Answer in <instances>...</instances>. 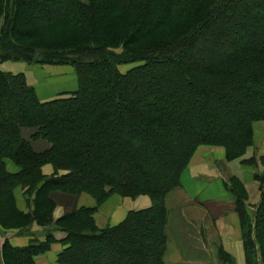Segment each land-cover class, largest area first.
I'll use <instances>...</instances> for the list:
<instances>
[{
    "label": "trees",
    "instance_id": "obj_1",
    "mask_svg": "<svg viewBox=\"0 0 264 264\" xmlns=\"http://www.w3.org/2000/svg\"><path fill=\"white\" fill-rule=\"evenodd\" d=\"M41 1L0 0V63L69 64L78 87L40 102L24 74L0 72V100L7 108L0 132V228L28 233L32 225H54L45 230L44 241L14 247L5 240L2 263L35 264V256L55 242L53 232L60 231L65 237L57 264H76L85 246L91 249L86 264H163L165 197L180 186L197 147L222 146L228 161L237 159L252 145L253 122L264 121V111L255 106L264 103V0H53L49 5L62 7L63 14L39 15L23 28L21 8ZM245 2L255 5L243 9ZM153 3L159 16L149 22ZM146 21L148 28L138 31ZM129 63L137 65L121 73L118 66ZM157 67H165L167 78H159L153 92L146 83ZM134 86H145L147 92L131 103L128 95ZM221 104L236 112L223 128L192 121L199 111ZM178 113L186 125L176 124ZM22 129L34 130L31 139L45 140L49 147L36 152ZM120 154L124 160H114ZM165 155L168 164L163 163ZM8 160L17 172L7 170ZM45 164L53 166L52 176L42 174ZM138 171L153 187L140 184ZM254 180L260 191L255 211L250 214L244 206L246 193L238 181L241 200L235 196V210L246 264H264V172ZM17 187L24 191L27 212L16 206ZM54 191L87 193L97 205L110 194L147 195L151 206L100 231L95 208H80L54 221ZM143 223L152 229L139 231ZM218 254L232 264L220 246Z\"/></svg>",
    "mask_w": 264,
    "mask_h": 264
},
{
    "label": "crops",
    "instance_id": "obj_2",
    "mask_svg": "<svg viewBox=\"0 0 264 264\" xmlns=\"http://www.w3.org/2000/svg\"><path fill=\"white\" fill-rule=\"evenodd\" d=\"M32 68L23 63L8 62L0 65L2 72L24 74L27 84L35 89L41 102L50 101L62 93H72L78 87L77 78L72 68L47 67L43 69L42 74ZM33 132L32 129H22L21 134L24 139L30 142L36 152L46 150L49 147L48 142L42 139H31ZM253 133L254 139L259 140L256 138L255 129ZM188 165L181 174L180 189L170 191L165 197L167 248L163 264H217L216 249L218 245L233 258L234 264H246L239 217L234 210L231 194L224 189V183L228 176H236L241 181L248 195L247 210L252 214L254 207L260 201L256 181L248 172L244 175L239 169L234 170L233 162H228L225 159V150L218 146H199ZM6 168L11 173L18 171V168L9 160L6 161ZM41 171L46 177L54 174L53 166L50 164L43 165ZM23 192L21 187H17L14 189V196L17 208L27 212L28 207ZM50 197L55 202L54 220L65 213H71L80 208H95L93 218L100 231L116 227L124 221L130 212L147 209L151 206L150 198L144 195L128 198L110 194L100 205H97L95 200L86 193L70 195L54 191L51 192ZM184 200L197 202L198 205L203 206L200 208L201 215L196 213V217H194L199 219L202 217L206 220L203 225L204 236L201 234L200 228L198 235L193 236L189 234L188 224L186 231L179 218H175V221L172 220L175 207ZM207 220L210 221L214 237L211 233L206 232ZM27 230L28 233L14 230L9 234L0 229V252L5 240L14 247L26 246L32 240L39 242L45 240L46 231L42 228L32 225ZM53 236L55 242L51 244L47 252L35 256V264H57L58 255L64 247L62 239L65 234L55 231ZM0 264H3L1 255Z\"/></svg>",
    "mask_w": 264,
    "mask_h": 264
},
{
    "label": "rangeland",
    "instance_id": "obj_3",
    "mask_svg": "<svg viewBox=\"0 0 264 264\" xmlns=\"http://www.w3.org/2000/svg\"><path fill=\"white\" fill-rule=\"evenodd\" d=\"M49 2L50 3L51 2L53 3V0H42L41 2H39L37 4L34 3V4H30L28 7H26V6L25 7H22L21 8V11H20V20L26 26V27H23V28L27 29V26L29 25V23H31L33 20H35L37 18V16H39V15L41 17H48V16H50L51 18H53V17H57L58 15H61V14L64 13V10L62 9V7H59L57 5L50 6L49 5L50 4ZM244 4H246V5L243 7V9H249V7H251V6L253 7L255 5V2L251 3L252 5L251 4H248L246 2ZM156 7L157 6L153 3L152 8L149 10V14H148L149 15L148 16L149 22L152 21L153 19H156L159 16V15H157L159 12L158 11H154V9ZM242 10H241V12H243ZM147 21H146V23L139 25V27L136 28V29H138V31H142V30L148 28ZM107 49L109 51H113L114 53H119L120 52V49H115V48H112V47H108ZM213 51H216V50H213ZM217 52L219 53V51H216L215 53H217ZM214 55H215L214 53H210V57H212ZM8 62H10V63H23L24 65H29V66L33 67L32 69L34 71H38V73H41V74H42V71H44L43 69H46L47 67H65L66 69L72 68L73 71H74L73 66H71L69 64H41V63H37V62L26 63V62H22V61L7 60L5 62L0 63V65L3 64V63H8ZM136 65L137 64H135V63H129V64H124V65H119L118 66V69H119V71L121 73H124V72H127L128 70H130L131 68L135 67ZM0 72H2V71H0ZM75 76H76V73H75ZM76 78H77V76H76ZM159 78H167L166 73H165V67H157V68H155V70H154V72L152 74V79L150 78L148 80L149 81V84L146 83V87L148 86L149 90H151L153 92H156L157 88H159V85H157V83H156ZM150 80H154V81L151 82ZM144 88H145V86H141V88H139V86H134V88L131 89V91H130V93L128 95L129 101L132 103L133 102V98L137 100L141 96H144L146 94V92H147L146 91L147 89H144ZM98 95L103 96V94H101V93L98 94ZM60 96H65V95H63V93H62L58 97H60ZM186 96L188 97L189 95L186 94ZM58 97H56V98H58ZM56 98H54V99H56ZM203 101H204V99H203ZM90 106H91V104L88 106V108H90ZM175 106H176V108H180V106L178 104H175ZM255 106H256V111H257V109H259L258 110L259 112H263L264 111V103H258ZM161 108L163 109V111L167 112V109L166 108L164 109L163 106ZM6 112H7V108L3 106V103L0 100V117L2 116L0 118V132H2V131L5 130V122L7 121V119L5 117V113ZM228 112H229V114L227 115ZM233 112L234 111L232 110V108L229 105H227V104H221L219 106L218 105L217 106L214 105L212 108L208 109V112H204L203 113L202 111H199V114L196 113L194 115V118H193L192 121L194 122V124H196L198 126L199 125H203V126H214V125H216V126H218L221 129L225 125H227L226 124V121L229 120L227 118L229 115H231L233 118L236 117V115H235L236 112H234V113ZM210 113L213 115V117H211ZM3 114H4V117H3ZM238 117L239 116H237V118ZM181 120L184 121L185 119L182 118V117H180V113H178L176 124H178L180 126L186 125ZM185 121L188 122L187 120H185ZM129 127H131V126H129ZM254 129H255V132H256V138H258L259 140H255L254 139V133H253L252 145L246 150V152H245V154H243V156H241V157H239L237 159H234V160H229V161L225 157V159L228 162H233V168H234V170L239 169V171L242 172L244 175H246V172H248L250 175H252L253 179H254V176L255 175H259V174L261 175L264 172V154H262L264 152V142H263L264 141V121L261 120V121H255V122H253L252 130H254ZM215 132H218V131H215ZM0 141H2L1 136H0ZM116 143H117L116 141H113V147L114 148H118L119 147V145L116 144ZM111 144H112V142H111ZM149 145L151 146V143L147 144L146 146L150 147ZM205 146H213V145H205ZM218 147H222V146H218ZM157 148L155 147L154 150L156 151ZM179 152L180 151H178V153ZM164 157L165 158H163V163L165 164V162H166L168 164L169 163V157L167 155H165ZM114 160H124V157L121 154L119 156H116L115 155V159ZM118 162H121V161H118ZM189 162H190V160H189ZM45 165H47V164H45ZM186 168H187V166L185 167V169ZM62 173H64V172H62ZM62 173H60V174H62ZM137 176H138V178L140 180V184L142 186H144V187H150V188L153 187V185H152L153 182H152L151 179L145 178L146 179L145 180L144 177L142 176V174L139 171L137 172ZM236 181H238L240 183V186L242 185L241 181L238 178H236V176L235 177L234 176H228L226 178V180H225V183H224V189L229 194H231L230 191H233V195L231 194L230 197L233 200L234 210L236 208L235 201L237 202L235 196L238 197L239 202L241 200V198H240V192H241V190H239ZM180 186H181V184H180ZM180 186L179 187H175L172 190H174V191L179 190L180 189ZM257 186H258V183H257ZM2 187H3V185H2ZM241 187L244 188L243 185ZM258 190H259V186H258ZM244 191L246 193V198H247L245 200V202H244V206L246 207L249 203H248L247 191H246L245 188H244ZM80 194H82V193H80ZM80 194H76V195H80ZM259 194H260V191H259ZM70 195H73V194H70ZM144 196H147V195H144ZM54 204H55V202H54ZM164 204H165V201H164ZM257 206L254 207V211H255V209H256ZM201 207H203V206L198 205L197 202H192V201H189V200H184L181 203H178L177 204V206L175 207V209L173 211L174 212V215H172L171 218L174 221H175V218H179L183 222V224H184V226L186 228V231H187V224H188V229H189V234L190 235H193V236L196 235V234L198 235V232H199L198 229L200 228L201 234L204 236V234H203L204 233L203 225H204V222L206 220H204L202 217H200V219L199 218H195L196 217V215H195L196 213H197V215H199L201 213V211H200V208ZM54 209H55V207H54ZM186 212H188V215H186ZM235 212H236V210H235ZM236 214H237V212H236ZM52 218H53V212H52ZM54 221H56V220H54ZM189 225H190V227H189ZM37 227H39V226H37ZM145 227L150 228V230L152 229V225L151 224L143 223V224H141L139 226L138 230L139 231L140 230L141 231H144L145 230ZM240 227H241V225H240ZM40 228H42V227H40ZM48 228H52L53 229L54 228V225L48 226L46 228L43 227L42 230H47ZM133 229L134 228H129L128 231H133ZM1 230L5 231L4 229H1ZM14 230H18V229L8 230L7 232H4V233L11 234L12 232H14ZM206 232L211 233L212 234V237H214V233L212 231L211 224H210V221L209 220H207V230H206ZM126 235H124L123 237L121 236V239H122L121 241L122 242L125 241V240H127ZM241 240H242V229H241ZM219 246L220 245H218L217 246V249H216L217 250L216 254H217V259H218V263L217 264H229L228 262H222L220 260V254H218V247ZM87 248H88V250H87ZM89 251H91V249H90L89 246L82 247V250H81V253L79 254V257L82 256V255L83 256L81 258H78L76 260V264H86L88 262L87 260L89 259V257L87 256V254H88L87 252H89ZM223 252H225V251L223 250ZM105 258H108V260H109L110 259L109 254H108V256L106 255ZM229 260L232 261V264H234V260H233L232 257L229 258Z\"/></svg>",
    "mask_w": 264,
    "mask_h": 264
},
{
    "label": "water",
    "instance_id": "obj_4",
    "mask_svg": "<svg viewBox=\"0 0 264 264\" xmlns=\"http://www.w3.org/2000/svg\"><path fill=\"white\" fill-rule=\"evenodd\" d=\"M37 54H38V53L36 52L34 58H37Z\"/></svg>",
    "mask_w": 264,
    "mask_h": 264
}]
</instances>
